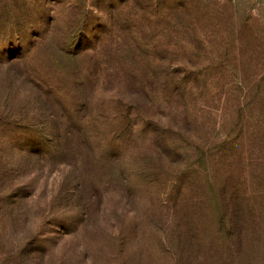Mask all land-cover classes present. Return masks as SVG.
<instances>
[{"label":"rangeland","instance_id":"1","mask_svg":"<svg viewBox=\"0 0 264 264\" xmlns=\"http://www.w3.org/2000/svg\"><path fill=\"white\" fill-rule=\"evenodd\" d=\"M133 1L144 2L0 0L1 164L15 165L29 147L38 150L53 140L47 130L52 127L49 111L62 116L69 107L71 90L61 84L66 71L64 66H58L51 30L69 33L70 27L87 16V41L96 32L100 35L103 25L107 29L112 25L122 32L128 29L148 33L150 42L157 43L155 37L161 33L149 32L141 24L140 16L145 13L141 7L133 6ZM144 4H150L148 11L156 16L184 13L195 34L177 40L175 57L163 54L159 65L154 64L158 76H163L164 68L169 66L171 75L173 71L179 79L253 82L264 92V0H146ZM14 33L19 37L14 38ZM43 33L48 36L46 42ZM74 42L67 45L74 49ZM116 89L105 95L98 92L88 99L93 115L84 124L102 128L103 132L94 142L96 151L83 152L85 156L80 157L85 167L81 190L75 186V172L69 165L72 162L45 156L47 164L42 167L35 153L29 168L22 170L20 182L11 192L8 188L0 194V264L185 263L174 236L180 218L176 195L171 191V182L164 184L174 176L157 175L162 183L151 184V188L137 183L142 180L139 175L144 166L148 168L152 157L156 158L154 153L162 151L154 141V130L172 126V117L157 109L146 113L153 116L151 120L141 113L130 117L126 109L117 110V97L122 96ZM227 91L225 88L222 93L235 101ZM200 93L201 90L195 96L199 100V123L216 125L217 137L213 140L220 143L223 136L235 132V126L225 125L222 120L227 118L226 111L234 112L231 109L237 107L224 108L218 97L212 100L217 92L211 84ZM235 95L240 96L238 92ZM109 103L115 111H106ZM130 121L138 124L135 136L130 134ZM190 130L200 138L199 145L187 147L175 132L172 136L180 141L170 142L189 152L186 162H181L184 167H197L201 160L198 151L205 147L212 131L203 126ZM115 131L120 132L117 138L122 143L111 150L108 145L115 142H109L107 137ZM169 166L177 172V164ZM169 169L164 166V173ZM124 179L134 185L129 187Z\"/></svg>","mask_w":264,"mask_h":264},{"label":"trees","instance_id":"2","mask_svg":"<svg viewBox=\"0 0 264 264\" xmlns=\"http://www.w3.org/2000/svg\"><path fill=\"white\" fill-rule=\"evenodd\" d=\"M144 2L133 1L132 5L143 9L145 14L140 16V22L149 32L161 33L155 37L157 43L150 42L148 33L128 29L122 32L112 25L109 29L103 25L100 35L96 32L87 41L86 32L90 28L87 16L70 27L69 33L51 30L58 66H64L62 68L66 71L61 84L70 86L71 90L69 107L65 108L62 116L49 111L52 127L47 130L56 140H49L37 147L38 150L29 147L15 165L0 163V194L8 188L11 192V188L20 182L22 170L29 168L30 158L35 153L42 167L47 164L46 157L72 162L69 165L75 172V186L81 190L85 167L80 157L85 156L83 152L96 151L94 142L103 132L102 128L86 125L93 115L88 99L94 98L98 92L105 95L117 88L123 99L117 97L116 108L126 109L130 117L141 113L151 120L153 116L146 113L156 109L172 117V126L162 131L154 130V141L162 146V151L154 153L156 158L152 157L153 163L148 168L144 166V172L139 175L142 180L137 183L151 188V184L157 186L162 183L159 175L171 173L174 176L172 181L166 179L164 184L171 182V191L176 195L180 218L174 236L180 244L181 255L186 259L183 264H264V92L253 82L179 79L174 77L176 73L173 71L171 75L169 66L164 68L163 76H158L154 64L164 59L163 54L175 57L179 50L177 40L191 38L195 34L184 13L156 16L148 11L151 2ZM69 34L73 35L71 40H78V43H73L74 49L67 45L71 42ZM13 35L14 38L19 37L17 33ZM42 38L46 42L48 36L43 33ZM209 84L217 92L212 100L218 97L224 108L230 105L237 107V110L231 109L234 112L226 111L227 118L222 120L225 125L235 126V132L223 136L220 143L213 140L217 137L216 125L199 123L201 118L196 111L199 108L196 106L199 102L197 94ZM225 88L235 101H230L229 96L222 93ZM237 92L238 97L235 95ZM243 92L245 95L242 97ZM255 105L258 109L254 108ZM199 106L203 107L202 104ZM107 110L115 111L114 105L107 104ZM129 124L130 134L135 136L138 124L131 121ZM189 126L196 130L203 126L212 131L205 147L198 151L201 160L197 167H184L185 163L181 162H186L189 152L170 142L181 139L187 147L195 146L200 138L191 133ZM173 132L180 139L172 136ZM119 134L115 131L106 136L109 142H115L108 145L111 150L122 143L117 138ZM162 155L165 157L160 161ZM69 157L73 160L69 161ZM169 163L178 165L176 173L173 168L169 169ZM21 164L23 167H19ZM164 166L169 169L166 174ZM123 176L126 178V173ZM124 182L129 187L134 185H130L127 179Z\"/></svg>","mask_w":264,"mask_h":264}]
</instances>
